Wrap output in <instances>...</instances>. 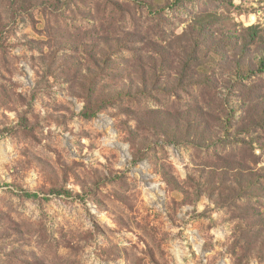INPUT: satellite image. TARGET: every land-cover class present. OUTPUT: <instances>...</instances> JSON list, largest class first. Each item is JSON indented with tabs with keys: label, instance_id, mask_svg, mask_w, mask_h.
Masks as SVG:
<instances>
[{
	"label": "rangeland",
	"instance_id": "1",
	"mask_svg": "<svg viewBox=\"0 0 264 264\" xmlns=\"http://www.w3.org/2000/svg\"><path fill=\"white\" fill-rule=\"evenodd\" d=\"M263 57L264 0H0V264H264Z\"/></svg>",
	"mask_w": 264,
	"mask_h": 264
},
{
	"label": "trees",
	"instance_id": "2",
	"mask_svg": "<svg viewBox=\"0 0 264 264\" xmlns=\"http://www.w3.org/2000/svg\"><path fill=\"white\" fill-rule=\"evenodd\" d=\"M245 55V54H244ZM259 62L262 64V67H264V57L262 59L259 60ZM244 64L243 62H241L240 65ZM261 67V68H262ZM239 72H243V68L242 66L238 68ZM241 74V73H240ZM95 86H89V88H87V92H86V95L84 96L85 98V101H86V109L88 111L89 109V112H86L85 111V114L86 115H90L94 112V109L97 107V97H96V90H94ZM174 139V138H173ZM229 185V186H228ZM226 185V190H228L231 194H236L240 191V194H243L245 193V187L246 185L244 184V182H241L239 184V186H234V187H231L230 185L231 184H228ZM67 193V194H70V192L66 189H60V190H57V193Z\"/></svg>",
	"mask_w": 264,
	"mask_h": 264
}]
</instances>
